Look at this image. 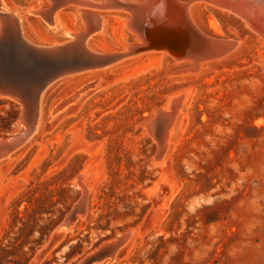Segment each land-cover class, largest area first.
Returning <instances> with one entry per match:
<instances>
[{
    "label": "rangeland",
    "instance_id": "1",
    "mask_svg": "<svg viewBox=\"0 0 264 264\" xmlns=\"http://www.w3.org/2000/svg\"><path fill=\"white\" fill-rule=\"evenodd\" d=\"M37 1L0 0V9L49 4ZM205 7L192 19L239 41L228 56L193 73L150 50L67 74L45 93L35 135L0 162V264H77L128 232L104 264H264V43L239 18ZM60 9L64 31L80 32L78 7ZM106 14V34L90 38V50L138 42L128 14ZM20 18L30 42L66 41L63 29ZM181 96L162 172L150 126ZM20 110L0 98V137L21 132ZM80 204L85 216L58 231Z\"/></svg>",
    "mask_w": 264,
    "mask_h": 264
},
{
    "label": "bare ground",
    "instance_id": "2",
    "mask_svg": "<svg viewBox=\"0 0 264 264\" xmlns=\"http://www.w3.org/2000/svg\"><path fill=\"white\" fill-rule=\"evenodd\" d=\"M47 1L49 4L45 0L37 1L38 4L39 3L48 4L47 6L40 9L34 8L35 2H33L34 4L27 10H24L25 8L22 9L14 8L11 10L9 6L5 5L8 8L3 7L0 9V22L3 25L7 26L12 34H16V35L19 34L23 39H25V43H27L28 45L29 44L38 45L26 39L22 31L21 24L23 23V21L20 18V16L29 15L32 17L41 18L49 25L55 26V29H51V31H55L57 29L61 30L66 26L65 13H63V11H61L60 8L64 7L67 4L68 7L69 6L78 7L77 12L80 11L79 12L80 18L81 21L83 22L80 32H73L72 30H69L68 32V31H64L63 29L62 31H64L63 33L66 36V41H62L61 43L49 44V45L39 44L38 46L40 47L41 50L43 51L46 50L47 52H49L54 59H60L66 54L67 55L70 54L72 56H75L76 58L80 54L84 55L83 57L80 56L79 60L84 59V62L85 64H87L86 65L87 67L84 66L85 68L83 69H76L75 71L77 72L85 71L87 69H96L104 66L106 67L109 63L106 65L104 64V66H100L101 64H103V62L106 59L111 58L112 60L110 63L112 62L116 63L125 56L139 54L132 50L127 54L126 47L128 45L124 46L122 52H115V53L95 52L90 50V48L87 46L89 39L92 38L94 35H96L95 37H98L96 39V42L104 38L107 31V25H108L107 20L109 19L110 14L103 15V13L111 10L114 12L115 11L119 12V10H122L123 12L128 14L127 26L136 36L138 40L136 44L143 45L144 39L148 40L149 42H152L151 47L144 49V51L142 52L150 51L149 49L156 51H166L175 59L176 62H185V63L187 62L186 63L187 66L182 67L181 68L182 70H180L181 72L195 73L200 69L201 66L206 65L203 63L224 58L229 54H231L239 45L238 40H233L232 38H218L212 35H208L199 28L196 22L192 19V16L193 14L197 13V11L200 10V8H203L205 6H207L208 8L210 6L211 8L216 7L220 9V11L222 12L232 14L235 17L239 18L251 31H253L257 35L260 41L264 43V0H189V1L187 0H47ZM85 1L97 5H104L106 6V9H90L85 6L86 4ZM49 7L50 8L52 7V9H54L51 18H48L46 12H44V10ZM17 11H20L21 13L20 14L14 13ZM82 14L85 17H87L88 14L95 15L92 18V23L95 26L94 28H96V31L99 30L96 34L92 35L93 33L91 34L90 32V34L84 38L85 24L82 19ZM67 17L68 16H66V20ZM134 20L137 21L136 24H134ZM213 27L217 31H219V29H217L218 27L216 26ZM217 39H227L229 41L228 44L230 42L231 44L227 48L215 47L217 46L215 42V40ZM205 41H210V43L212 42L215 48L211 51L204 50L201 47V43ZM90 46H93L91 42H90ZM181 97L182 98L180 104L183 99V96ZM43 98L41 100V113H42ZM174 103L178 104V100L175 101ZM179 109L180 106L178 109L174 108L173 111L166 110V112L160 113L159 114L160 117L158 118V120H156V122L152 123L150 126V131L152 135L159 142V148H161L160 151L161 155L158 158V160H156L158 161L156 162V164L159 165L161 170L162 167L165 166V158H166L164 157L166 154L165 149L169 143V139L173 131L172 127L178 114L177 111ZM161 144H163L164 149L162 148ZM167 172L168 171H166V173ZM162 177L163 176H161V178ZM82 180L83 179H80L79 177V181L81 185H83ZM83 190L85 195L88 189L87 187H83ZM155 190L157 191V189ZM156 198L158 200V196H156ZM164 198L165 196H163V200ZM80 208L82 209L84 213L83 215L85 216V210H86L85 206L81 205ZM71 227L72 226H70L68 230ZM68 230H61V231L65 234ZM114 259L112 261H114ZM112 261L104 260L98 264H104L105 262L111 263Z\"/></svg>",
    "mask_w": 264,
    "mask_h": 264
},
{
    "label": "water",
    "instance_id": "3",
    "mask_svg": "<svg viewBox=\"0 0 264 264\" xmlns=\"http://www.w3.org/2000/svg\"><path fill=\"white\" fill-rule=\"evenodd\" d=\"M85 2V6L90 9H106L104 5H97L88 1ZM53 10L52 7L44 10L48 18L52 17ZM18 13L20 14L21 12L18 11ZM94 16L93 14H88V16L85 17L82 14V19L85 24V32L83 31L84 38L89 35L90 32L94 35L99 31H96L92 23V18ZM136 22L137 21L134 20V24H136ZM9 30L7 26L0 22V98H9L20 104L21 110L18 115V122L23 126V129L18 134L0 137V161L11 157L13 153L24 146L36 133L41 120V100L49 88L59 78L70 73H76V69L87 67L84 59L79 60L80 56L83 57L84 55L80 54L76 58L75 56L66 54L60 59H54L49 52L41 50L40 47H38L39 44L28 45L25 43V39L19 34H12ZM143 41V45H128L126 47L127 54L131 50L136 53H142L144 49L151 47L152 42L146 39ZM215 42L217 45L215 47L220 48H227L231 44V42L228 44L229 41L227 39H217ZM201 47L206 51H211L215 48L210 41L202 42ZM111 60V58L106 59L100 66L114 63H110ZM180 101L178 104L173 103V110L174 108H179ZM158 118L155 119L154 123ZM160 153L161 152H159L157 159L160 157ZM80 179H83V176H81ZM78 182L80 184L79 179ZM81 205L84 206L80 204L64 218L57 228L58 231L68 230V228L73 225L78 214L83 213L80 208ZM129 235L130 232L123 238L102 244L77 264H98L104 260L112 261L117 252L127 241Z\"/></svg>",
    "mask_w": 264,
    "mask_h": 264
}]
</instances>
